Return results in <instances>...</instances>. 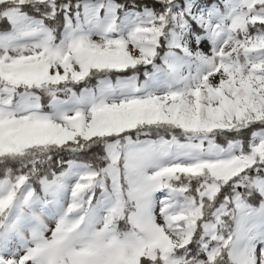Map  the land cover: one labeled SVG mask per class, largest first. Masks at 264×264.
Listing matches in <instances>:
<instances>
[{
	"label": "snow or ice",
	"instance_id": "6c2138e0",
	"mask_svg": "<svg viewBox=\"0 0 264 264\" xmlns=\"http://www.w3.org/2000/svg\"><path fill=\"white\" fill-rule=\"evenodd\" d=\"M0 264H264V0H0Z\"/></svg>",
	"mask_w": 264,
	"mask_h": 264
}]
</instances>
